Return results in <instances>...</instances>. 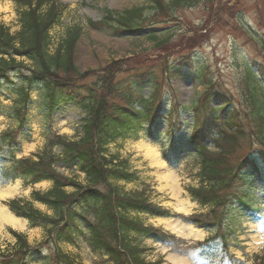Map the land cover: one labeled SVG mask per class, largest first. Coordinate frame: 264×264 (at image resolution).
Returning <instances> with one entry per match:
<instances>
[{
  "label": "trees",
  "instance_id": "trees-1",
  "mask_svg": "<svg viewBox=\"0 0 264 264\" xmlns=\"http://www.w3.org/2000/svg\"><path fill=\"white\" fill-rule=\"evenodd\" d=\"M13 1L20 29L12 33L0 25V114H6L18 125L0 133V179H21L25 186L49 181L51 186L46 192H32L33 201L44 204L48 213L19 200L10 201L16 215L26 218L32 227L44 228L46 235L43 243L31 245L24 233L10 230L15 242L7 249L0 247V264H81L61 249L62 242L72 243L81 237L92 251L106 257L105 264H157L144 259L145 248L134 243L131 235L140 240L152 238L176 250L182 247L183 241L173 234L141 219V214L156 217L168 213L140 193L118 187L116 182H131L136 175L119 164L115 156L105 155L104 146L109 142L139 131L158 143L165 158L176 165L178 141L189 130L188 141L196 151L201 181L188 190L194 201L208 209L204 215H189V222L212 230L230 223L239 209L253 211L250 192L257 182L255 177L264 179L263 105L253 104L254 110L246 120L232 90L220 80L202 77L205 71L202 68L199 72L201 68H196L191 55L169 64L164 80L153 67H136L118 79L120 68L115 61L102 73L81 71L74 63L73 53L80 28L70 30L64 42L50 51V31L61 24L68 5L60 0ZM188 1L146 0L147 7L120 13L105 9L100 20L89 19L88 23L97 29L145 34L161 12L188 6ZM149 36L156 40L158 33L153 30ZM16 55L25 57L24 61L17 60ZM190 69L196 78H202L204 91L189 106L172 103V99L168 103L171 73L189 74ZM261 74L264 76V72ZM258 77V71L248 67V99L255 87H264ZM147 88L151 89L148 96L144 92ZM34 91L48 110L69 103L83 108L86 117L82 135L76 140L57 135L54 143H61L60 152H53L51 140V145L36 159H17L21 136L29 128L28 112ZM2 98L10 99L11 105H4ZM161 125L165 130H160ZM240 140L247 142L248 149L241 156L234 155ZM60 164L84 173L86 183L61 174ZM230 245L227 238L216 235L189 245V254L197 262L220 264L229 254ZM253 260L264 264V255L255 254Z\"/></svg>",
  "mask_w": 264,
  "mask_h": 264
},
{
  "label": "rangeland",
  "instance_id": "rangeland-1",
  "mask_svg": "<svg viewBox=\"0 0 264 264\" xmlns=\"http://www.w3.org/2000/svg\"><path fill=\"white\" fill-rule=\"evenodd\" d=\"M68 5L61 16V24L54 26L51 31L50 51L64 42L70 30L80 28V35L73 47L74 63L81 71L102 73L114 61L119 66V78L130 73L134 68L153 67L163 80L166 77V67L177 59L191 55L194 57L196 68L205 71V79L214 78L220 80L236 96L240 106L241 115L247 120L254 110L253 104L264 106V87H255L251 99L247 98L245 91V79L248 67L258 71V79L264 82V0H189L188 6H180L173 12L163 11L155 20L154 25L144 33H123L113 28L97 29L89 25L88 21L100 20L105 15V9L114 12H123L125 9L134 7H147L146 0H60ZM168 2L169 0H163ZM153 22V21H152ZM0 25H3L12 33L20 29L19 14L16 3L13 0H0ZM146 26V27H147ZM117 29V25L114 27ZM156 30L157 39L153 40L149 33ZM161 41H164L162 44ZM1 57V55H0ZM6 57V56H5ZM17 60L25 57L16 55ZM24 61V60H23ZM25 63L30 64L29 60ZM203 66V67H202ZM123 69H126L123 71ZM193 69L189 74L180 75L173 71L169 80L172 91L168 95V103L189 106L194 99L201 95L205 87L200 83L202 78L195 77ZM261 71V72H260ZM192 74V76H191ZM263 80V81H262ZM165 83V82H163ZM166 84V83H165ZM150 88L144 90L148 96ZM3 104L11 105V100L3 99ZM47 109V110H46ZM29 128L21 136L22 144L16 157L36 158L46 146L53 143L57 135L67 140H76L80 132L86 111L69 103L61 105L53 111L48 110L39 98L36 91L32 94V103L29 108ZM3 116V115H2ZM17 123L0 114V131L3 129L16 128ZM160 130H165L161 125ZM189 130L187 129L178 141L176 154L179 156L178 163L170 166L176 170L179 176V186L174 195L172 187L166 186L160 178L162 170L153 166L139 149L150 139L139 131L120 137L104 146L105 155L115 156L119 164L125 165L126 169L135 173V180L126 182L119 180L118 187L129 193H140L149 202L164 207L167 216L151 217L139 215L147 224H153L166 232L173 234L183 241L182 247L174 248L155 243L152 239H137L135 235L130 237L133 242L145 248L143 257L147 261H157L158 264H174L169 259L170 254L190 258L189 245H194L212 235L218 237L228 236L233 244L240 250L239 254L232 249L224 264H256L253 256L258 253L264 255V179L256 176L255 187L250 192L253 201L252 210L239 209L235 213L228 230L219 228L217 231H206L187 220L189 215H204L208 209L195 202L189 193V187L200 185V167L195 148L189 143ZM53 152H60L61 143L51 146ZM248 149L247 142L238 141L236 154L240 156ZM212 151L215 147H212ZM159 151L161 147L159 146ZM194 155V156H193ZM167 165V163H165ZM58 171L69 178L86 183L85 175L75 167L58 165ZM16 186L19 193L12 198L1 202L9 207L11 199H19L28 203L42 212L48 213L46 206L33 201L32 192H46L51 186L49 181H41L25 186L22 180L2 182V186ZM21 202V203H22ZM240 205V204H239ZM253 212V213H251ZM25 221V227L15 229L9 225L0 226V247L7 249L15 242V237L10 230L23 232L31 245L43 243L45 230L42 227H32L29 221ZM201 231L199 236H191L189 232ZM232 231V232H231ZM255 237L262 240L259 252H248L247 242H255ZM188 245V246H187ZM191 247V246H190ZM61 249L66 254L76 257L81 264H105L102 256L94 253L84 238H77L75 242H63ZM179 251V252H178ZM193 253V252H192ZM191 253V254H192ZM241 262L237 261V258ZM191 260V258L189 259ZM33 264H39L33 262Z\"/></svg>",
  "mask_w": 264,
  "mask_h": 264
},
{
  "label": "bare ground",
  "instance_id": "bare-ground-1",
  "mask_svg": "<svg viewBox=\"0 0 264 264\" xmlns=\"http://www.w3.org/2000/svg\"><path fill=\"white\" fill-rule=\"evenodd\" d=\"M139 149L143 151V154L147 158V160L150 161V163L155 166L157 169L162 170L160 172V178L161 180L166 183L167 185H170L172 187V191H174V195L179 196V192L175 191V187L179 186V176L177 175L176 170L168 167L165 165L164 159L161 157L159 148L156 144L149 142V143H144L139 146ZM19 193V189L16 186H2L0 187V226L3 225H9L14 227L15 229H21L25 227V221L21 218L16 217L10 210L9 208L4 205L1 201L6 200L8 198L14 197L16 194ZM193 235L191 236H199L202 234L201 231H196V232H189ZM248 252H259L260 248L262 246V240H259V238L255 237V242H247ZM236 254L240 253V250L235 249L234 250ZM169 259L172 260L174 264H192L185 258L175 255V254H170Z\"/></svg>",
  "mask_w": 264,
  "mask_h": 264
}]
</instances>
